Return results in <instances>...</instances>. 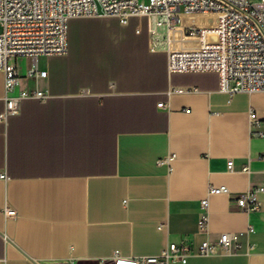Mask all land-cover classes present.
<instances>
[{
  "label": "crops",
  "instance_id": "1",
  "mask_svg": "<svg viewBox=\"0 0 264 264\" xmlns=\"http://www.w3.org/2000/svg\"><path fill=\"white\" fill-rule=\"evenodd\" d=\"M99 18L114 29L67 22L65 53L35 59L47 98L21 100L0 122V264H108L113 251L143 257L167 243L191 253L168 264H264V191L260 210L249 212L208 196L207 238L234 232L240 247L192 255L205 237L195 221L207 184L231 193L264 187V135L256 134L264 133V92L229 96L216 73H167L155 17ZM189 22L212 20L181 15L178 26ZM11 63L18 88L31 90L30 60ZM174 86L190 90L168 93ZM169 153L170 171L157 163ZM4 206L15 215L3 216Z\"/></svg>",
  "mask_w": 264,
  "mask_h": 264
},
{
  "label": "built area",
  "instance_id": "2",
  "mask_svg": "<svg viewBox=\"0 0 264 264\" xmlns=\"http://www.w3.org/2000/svg\"><path fill=\"white\" fill-rule=\"evenodd\" d=\"M213 14L212 22L198 25L189 22L178 26L181 15ZM155 17V26L164 29L167 73L213 72L218 77V91L227 95L238 92H264V0L250 4L248 0H0V72L3 74V108L0 122L18 113L23 99L47 98L45 91L36 86V79L45 72L36 69L38 56H60L66 51L67 22L77 18L108 17L125 24L128 17ZM151 37L155 29H149ZM187 41V45H180ZM26 57L30 64L25 77L34 81L31 90L18 88V76L11 60ZM190 88L174 86L168 93H184ZM157 107L165 108L162 103ZM251 122H257L253 111ZM263 136L262 131L256 133ZM174 155L169 153L157 163L166 164ZM227 171L231 161L225 162ZM248 171V166L242 168ZM263 186L231 193L224 185H206L205 196L198 202L195 221L197 233L205 237L194 254L208 256L234 254L239 250L238 234L219 233L208 239V202L210 195H226L244 212L258 211L261 202L258 194ZM3 216H14L9 207H2ZM161 225H158L160 228ZM250 231L248 227L247 232ZM186 247L176 243L167 245L157 254L143 257L122 256L113 251L108 264H168L183 263L190 255ZM102 263V260L98 261Z\"/></svg>",
  "mask_w": 264,
  "mask_h": 264
},
{
  "label": "rangeland",
  "instance_id": "3",
  "mask_svg": "<svg viewBox=\"0 0 264 264\" xmlns=\"http://www.w3.org/2000/svg\"><path fill=\"white\" fill-rule=\"evenodd\" d=\"M139 1H144V0H139ZM259 0H248V2L250 3V4H252V3H256V2H258ZM204 17H210V18H212L213 17V15H209V14H207V15H203ZM107 19H103V18H84V20H74L73 22H72V28L71 29H74V26L75 25H81L82 27H84L85 29H89V30H94V31H96V32H99V33H103L104 31H109V30H111V29H114V27H115V22H114V20H107V21H109V23H110V25L109 26H107V25H105V21H106ZM154 20H153V18H151V26L152 27H154V22H153ZM0 30H1V27H0ZM160 30V29H159ZM159 32H161V31H159Z\"/></svg>",
  "mask_w": 264,
  "mask_h": 264
},
{
  "label": "water",
  "instance_id": "4",
  "mask_svg": "<svg viewBox=\"0 0 264 264\" xmlns=\"http://www.w3.org/2000/svg\"><path fill=\"white\" fill-rule=\"evenodd\" d=\"M51 264H65V263H51Z\"/></svg>",
  "mask_w": 264,
  "mask_h": 264
},
{
  "label": "bare ground",
  "instance_id": "5",
  "mask_svg": "<svg viewBox=\"0 0 264 264\" xmlns=\"http://www.w3.org/2000/svg\"><path fill=\"white\" fill-rule=\"evenodd\" d=\"M205 15H207V14H205ZM209 15H213V14H209ZM214 16V15H213Z\"/></svg>",
  "mask_w": 264,
  "mask_h": 264
}]
</instances>
